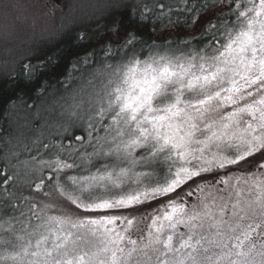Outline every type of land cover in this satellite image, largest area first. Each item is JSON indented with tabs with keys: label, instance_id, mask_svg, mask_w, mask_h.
Returning <instances> with one entry per match:
<instances>
[{
	"label": "snow or ice",
	"instance_id": "1",
	"mask_svg": "<svg viewBox=\"0 0 264 264\" xmlns=\"http://www.w3.org/2000/svg\"><path fill=\"white\" fill-rule=\"evenodd\" d=\"M225 10L227 21L204 28L203 36L211 38L203 47L182 41L183 48L152 51V45L142 58L135 51L142 42L127 32L122 58L103 65L71 96L65 107L72 115L90 112L89 121L105 132L91 155L110 161L94 174L70 177L78 188L59 183V172L73 164L58 155L39 159L42 150L62 151V145L37 138L30 159L9 153L17 162L12 175L3 174L4 185L31 187L39 179L40 190L45 180L36 172L46 167L57 174L56 192L78 212L33 203L27 218L21 213L0 222V264H264V163L258 173L222 177L216 183L223 188L197 185L211 190L191 206L179 196L168 198L203 173L264 156V0H205L199 11L189 9L197 14L186 24L194 34ZM160 172L163 180L151 181ZM128 184L135 188L95 194ZM158 197L168 198L167 204L151 217L108 214ZM148 219L134 239L137 222Z\"/></svg>",
	"mask_w": 264,
	"mask_h": 264
},
{
	"label": "rangeland",
	"instance_id": "2",
	"mask_svg": "<svg viewBox=\"0 0 264 264\" xmlns=\"http://www.w3.org/2000/svg\"><path fill=\"white\" fill-rule=\"evenodd\" d=\"M60 1L61 4L58 5L53 0H0V78L14 75L18 67H22L27 76L34 74V70L28 65V60L31 57L41 51L44 52V48L53 45L63 34L65 35L69 31L79 29L84 25L89 26L95 22L98 23L106 16L112 15L114 12L123 10L126 7L145 16L155 10L161 14H169V10L173 8L176 10L186 7V10H189L192 6L190 2L187 4L188 0ZM230 1L225 0V3H230ZM223 17L228 16L224 14ZM205 21L207 24L214 23L208 22V20ZM202 33L203 31L198 29L196 36L193 37L191 35L192 38H200L203 41L198 45L190 43L188 45L189 48L203 47L204 44L208 43L211 37L205 38ZM119 40L121 38L116 42ZM123 42L124 40L119 42L117 51H105L108 55L105 59H101L100 62L96 60L94 64L90 65V60L87 59V63H85V58H82L77 63L74 62L71 71L66 77L67 82L63 83V85L49 87L37 98L34 105L17 104L10 114V122L13 126L10 135L2 142L7 175L13 174L12 165L17 162L16 157H11L9 153L11 151L19 153V160L30 159L31 156L37 154L32 143L37 138H40L42 143L62 145V151L57 147H53L47 152L42 150L39 159L51 160L58 155L66 163L74 165L73 168L63 169L58 174L60 177L59 183L65 185L69 191H72L74 187H79L71 184L70 177L80 178L94 174L101 165L110 163L104 157L91 155L95 149L99 148L96 137L105 136V132L99 122L95 120L89 121L91 113L88 111L72 115L71 110L65 106L71 103L70 98L74 93L78 92L82 87H86V81L91 78V74L99 71L103 65L114 64L122 58L124 54ZM143 47L136 45L135 49L138 54L142 55V58L149 55V47ZM157 48L161 51L165 48L176 50L177 48H183V45L154 47L152 51H156ZM90 123L93 124L95 130L89 127ZM90 132L92 133L91 136L89 135ZM77 137H80V139L77 140ZM26 149H31V151L29 152ZM136 171H148V169L138 167ZM206 174L203 173L202 176ZM36 176L43 177L45 180L40 190L35 189V183H39V179H36L31 187L15 185L13 182L3 185V192H0V222L10 217H20L21 213H24V217L27 218L33 203H54L59 211L73 214L78 212L75 206L61 198L56 192V173L45 167L38 170ZM49 176L52 178L49 179ZM163 178L164 173L160 172L150 179L155 182L158 179L162 181ZM147 182L148 180H145V183ZM232 182L235 183V180ZM197 185L204 186L201 178H195L194 183L189 182L186 186H182L173 196L169 194L168 198L177 199L179 196L181 202H184L188 193H191L193 189H197V194L194 196L192 203L194 204L198 198L203 199L211 190L210 188H205L204 192H201ZM133 188H135V185L128 184L122 189H112L111 193L97 190L95 194L107 196L128 192ZM45 193L49 195L46 196ZM74 194L80 195L79 191ZM84 195L86 196L87 194L85 193ZM168 198L158 197L150 201L152 205L149 209L146 208L148 206V203H146L144 208L136 207L135 210L131 211H124L123 209L109 210L108 214L151 217V215L155 214V209H160L162 205L167 204ZM145 210H148V212H141ZM49 214H58V212L50 211ZM150 222V219H148V223Z\"/></svg>",
	"mask_w": 264,
	"mask_h": 264
},
{
	"label": "trees",
	"instance_id": "3",
	"mask_svg": "<svg viewBox=\"0 0 264 264\" xmlns=\"http://www.w3.org/2000/svg\"><path fill=\"white\" fill-rule=\"evenodd\" d=\"M189 2L192 3L189 9L195 7L199 11L205 0H188L187 4ZM169 11V14H161L155 10L142 16L127 7L118 10L98 23L84 25L63 34L53 45L44 48V52L41 51L31 57L28 60V65L34 70V74L27 76L23 68L18 67L14 75L0 78V192H3V179L5 178L3 174L6 173L2 142L10 135L13 127L10 122V114L17 104L34 105L37 98L49 87L63 85L67 82L66 77L74 62L77 63L82 58H87L92 65L96 60L100 62L101 59H105V51H117L119 42L125 39L127 32L135 31L142 42L137 45L144 46L143 48L152 45L157 47L178 45L182 44V41H190V43L198 45L203 41L200 38H192V36H196V33L191 36L190 29L186 24V21L191 22V17L197 14L196 12L189 13L186 7L176 10L173 8ZM226 13L227 10H225ZM217 15L224 14L217 13L210 16L207 19L208 22L220 23L228 19V17H223V20L217 21ZM206 24V21H203L199 29L203 31ZM117 29H120L119 38H121L118 42H116L119 39ZM173 195L171 194V196ZM136 207L144 208L145 205ZM135 208L123 210L131 211Z\"/></svg>",
	"mask_w": 264,
	"mask_h": 264
},
{
	"label": "flooded vegetation",
	"instance_id": "4",
	"mask_svg": "<svg viewBox=\"0 0 264 264\" xmlns=\"http://www.w3.org/2000/svg\"><path fill=\"white\" fill-rule=\"evenodd\" d=\"M264 163V156H261L259 153H256L253 158L248 159V163H242L239 167L237 166H229L226 169H216L211 173H207L203 176L202 183L205 185H214L216 188H223L225 185L217 184L216 182L219 181L222 177L229 178V177H243L249 173H258L261 171L259 169V165ZM235 179H233L234 181ZM191 195H188L186 200L184 201L187 205H191L194 201V196L197 194V189L191 190ZM148 206L146 208H150L152 203L149 201L147 202ZM147 213L148 210L141 211ZM144 213V214H145ZM140 217V216H138ZM148 224V220L145 221H138L136 226L133 229V238H136V228H144L145 225ZM183 230V228H181Z\"/></svg>",
	"mask_w": 264,
	"mask_h": 264
},
{
	"label": "water",
	"instance_id": "5",
	"mask_svg": "<svg viewBox=\"0 0 264 264\" xmlns=\"http://www.w3.org/2000/svg\"><path fill=\"white\" fill-rule=\"evenodd\" d=\"M56 4H61V1L60 0H53Z\"/></svg>",
	"mask_w": 264,
	"mask_h": 264
}]
</instances>
